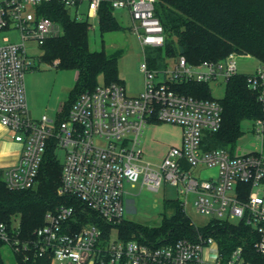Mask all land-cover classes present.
Listing matches in <instances>:
<instances>
[{
  "label": "built area",
  "instance_id": "1",
  "mask_svg": "<svg viewBox=\"0 0 264 264\" xmlns=\"http://www.w3.org/2000/svg\"><path fill=\"white\" fill-rule=\"evenodd\" d=\"M51 1L61 2L90 28L100 25L103 0L0 1V32L16 29L20 35L18 42L0 45V123L21 144L17 161L0 168L9 189L35 188L48 141L55 137L66 151L58 194L80 199L112 228L105 236L98 224L82 221L76 206L63 204L48 211L44 224L29 235H24L19 218L9 223L0 217V245L9 246L15 259L47 257L51 264H249L243 246L225 258L219 241L203 233L195 240L159 245L120 236L117 224L126 218L125 184L135 187L140 181L141 187L158 190L168 181L179 188L185 212L193 207L209 221L234 219L251 226L253 248L264 254V117L254 119L262 141L259 151L234 155L226 148H207L206 135L222 126L223 105L219 98H198L177 88L186 81H227L239 73L238 57L252 55L235 51L222 60L200 63L180 56L172 69L153 67L146 58L139 94L130 95L122 82H99L78 96L61 121L48 114L35 118L25 86L32 65L28 44L43 48L49 38L64 33L60 22L41 12V5ZM156 3L111 0L114 11H128L143 48L165 45ZM247 81L264 104V62L259 60ZM158 121L178 124L183 133L181 145L154 162L145 158L141 141L146 125Z\"/></svg>",
  "mask_w": 264,
  "mask_h": 264
},
{
  "label": "trees",
  "instance_id": "2",
  "mask_svg": "<svg viewBox=\"0 0 264 264\" xmlns=\"http://www.w3.org/2000/svg\"><path fill=\"white\" fill-rule=\"evenodd\" d=\"M155 10L164 26L165 45L154 49L155 54L150 56L153 67H158L162 49L168 56L175 59L185 56L191 63L219 61L235 51L251 54L264 62V0H157ZM41 12L60 22L64 28L63 34L49 38L43 45L42 58L57 61V66L63 68L79 70L75 90L57 114V120L61 121L82 92L96 88L100 76L107 83L121 82L118 81V60L122 50L112 54L105 49L92 50L89 45V22L73 18L59 1L41 5ZM99 18L102 32L121 27L111 0L102 1ZM248 75L238 73L226 81V93L219 98L223 105V123L218 131L206 135L207 148L230 149L241 133L244 120L264 117V104L258 99L257 91L249 87ZM177 88L198 98H213L210 82L186 81L178 84ZM57 147V139L52 137L48 141L35 188L9 189L0 168V217L9 223L13 218H19L24 235H29L44 224L48 211L63 204H73L84 223L98 224L108 236L112 225L97 212L76 197L58 194L62 162L58 158ZM172 205L173 212L165 216L159 225L125 218L117 224L120 236L159 245L181 238L195 240L199 233H203L219 241L225 258L241 245L249 264H264V254L253 248V228L245 222L233 224L212 220L207 225L196 227L178 199ZM1 249L0 245V264H51L47 257L25 260L21 255L13 262H7Z\"/></svg>",
  "mask_w": 264,
  "mask_h": 264
},
{
  "label": "rangeland",
  "instance_id": "3",
  "mask_svg": "<svg viewBox=\"0 0 264 264\" xmlns=\"http://www.w3.org/2000/svg\"><path fill=\"white\" fill-rule=\"evenodd\" d=\"M115 15L121 27L113 31L102 32L100 25L89 30V45L92 50L105 49L112 54L122 50L118 60V81H121L130 95L139 94L144 85V73L141 63L155 54L154 49L159 47L147 46L143 48L137 34L131 27L132 21L127 10H115ZM19 31L16 29L0 32V45L7 42H18ZM29 53L32 56V65L25 74V86L28 106L35 118L42 114L57 117L59 107L69 100L75 90L79 76V70L57 66L56 62L46 61L42 58L44 50L36 43H29ZM175 57L168 56L162 49L158 59V67L172 69L175 65ZM151 64V60L149 61ZM259 59L251 56L240 55L238 57L239 73H250L255 70ZM99 82H105L103 76ZM211 95L222 98L226 93V81H211ZM254 120L248 119L241 123V133L237 136L233 147L227 148L234 155H245L261 149L262 141L254 131ZM183 129L180 125L159 122L147 124L141 141V148L145 158L159 162L167 151L174 145L180 146ZM206 142V141H205ZM57 155L63 163L66 155L64 148L57 147ZM3 164H1L2 166ZM125 217L148 225H159L165 216L173 212V201L182 198L179 188L168 181H164L158 190L148 186L141 187L140 181L133 187L131 183L125 184ZM197 225H207L208 217L197 213L193 207L186 212ZM233 224L238 221L231 220ZM113 236L117 232L113 231ZM2 254L7 262L15 260L11 248L2 247Z\"/></svg>",
  "mask_w": 264,
  "mask_h": 264
},
{
  "label": "crops",
  "instance_id": "4",
  "mask_svg": "<svg viewBox=\"0 0 264 264\" xmlns=\"http://www.w3.org/2000/svg\"><path fill=\"white\" fill-rule=\"evenodd\" d=\"M7 144H18L20 147L17 150L11 151L10 154L0 157V166L3 164L1 167L11 165L17 161L21 151V144L13 138L11 131L0 123V149H3Z\"/></svg>",
  "mask_w": 264,
  "mask_h": 264
},
{
  "label": "clouds",
  "instance_id": "5",
  "mask_svg": "<svg viewBox=\"0 0 264 264\" xmlns=\"http://www.w3.org/2000/svg\"><path fill=\"white\" fill-rule=\"evenodd\" d=\"M20 146L18 144H7L3 147V149H0V157L5 156L7 154H10L11 151L17 150Z\"/></svg>",
  "mask_w": 264,
  "mask_h": 264
}]
</instances>
